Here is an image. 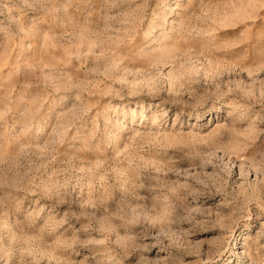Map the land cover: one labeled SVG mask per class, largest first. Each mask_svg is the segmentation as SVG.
I'll return each instance as SVG.
<instances>
[{"label": "rangeland", "instance_id": "374dc122", "mask_svg": "<svg viewBox=\"0 0 264 264\" xmlns=\"http://www.w3.org/2000/svg\"><path fill=\"white\" fill-rule=\"evenodd\" d=\"M0 264H264V0H0Z\"/></svg>", "mask_w": 264, "mask_h": 264}]
</instances>
